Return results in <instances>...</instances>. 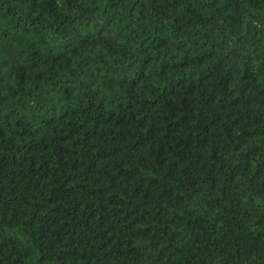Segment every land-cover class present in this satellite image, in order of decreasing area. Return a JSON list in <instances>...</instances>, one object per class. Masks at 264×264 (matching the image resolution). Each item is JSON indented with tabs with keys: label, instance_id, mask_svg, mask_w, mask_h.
<instances>
[{
	"label": "trees",
	"instance_id": "obj_1",
	"mask_svg": "<svg viewBox=\"0 0 264 264\" xmlns=\"http://www.w3.org/2000/svg\"><path fill=\"white\" fill-rule=\"evenodd\" d=\"M0 264H264V0H0Z\"/></svg>",
	"mask_w": 264,
	"mask_h": 264
}]
</instances>
